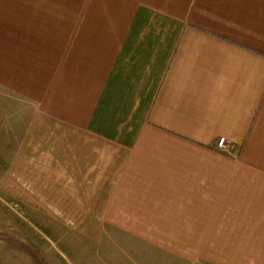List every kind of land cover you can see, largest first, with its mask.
Listing matches in <instances>:
<instances>
[{"label":"crops","instance_id":"1","mask_svg":"<svg viewBox=\"0 0 264 264\" xmlns=\"http://www.w3.org/2000/svg\"><path fill=\"white\" fill-rule=\"evenodd\" d=\"M4 201L264 264V0H0Z\"/></svg>","mask_w":264,"mask_h":264},{"label":"rangeland","instance_id":"2","mask_svg":"<svg viewBox=\"0 0 264 264\" xmlns=\"http://www.w3.org/2000/svg\"><path fill=\"white\" fill-rule=\"evenodd\" d=\"M4 203L0 202V264H170L165 250L147 246L150 241L138 243L136 232L105 228L96 237L64 232L49 228L23 206Z\"/></svg>","mask_w":264,"mask_h":264},{"label":"built area","instance_id":"3","mask_svg":"<svg viewBox=\"0 0 264 264\" xmlns=\"http://www.w3.org/2000/svg\"><path fill=\"white\" fill-rule=\"evenodd\" d=\"M217 145H218L220 148H223V147H224V139H223V138L219 139L218 142H217Z\"/></svg>","mask_w":264,"mask_h":264}]
</instances>
